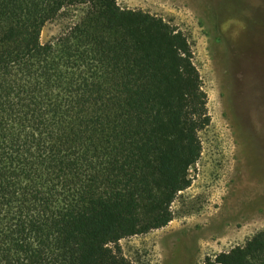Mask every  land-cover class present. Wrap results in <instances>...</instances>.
<instances>
[{"label": "trees", "instance_id": "trees-1", "mask_svg": "<svg viewBox=\"0 0 264 264\" xmlns=\"http://www.w3.org/2000/svg\"><path fill=\"white\" fill-rule=\"evenodd\" d=\"M207 104L188 37L164 18L0 0V264H133L119 242L174 219ZM203 264H264V230Z\"/></svg>", "mask_w": 264, "mask_h": 264}, {"label": "rangeland", "instance_id": "rangeland-1", "mask_svg": "<svg viewBox=\"0 0 264 264\" xmlns=\"http://www.w3.org/2000/svg\"><path fill=\"white\" fill-rule=\"evenodd\" d=\"M164 18L188 37L208 95L210 123L165 227L124 238L133 264H203L264 230V0H118ZM66 11L42 41L58 35ZM246 145V146H245ZM114 247V245H112Z\"/></svg>", "mask_w": 264, "mask_h": 264}, {"label": "crops", "instance_id": "crops-1", "mask_svg": "<svg viewBox=\"0 0 264 264\" xmlns=\"http://www.w3.org/2000/svg\"><path fill=\"white\" fill-rule=\"evenodd\" d=\"M246 146V145H245Z\"/></svg>", "mask_w": 264, "mask_h": 264}]
</instances>
